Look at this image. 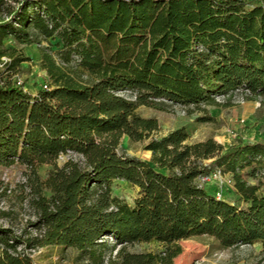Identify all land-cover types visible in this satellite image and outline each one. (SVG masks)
<instances>
[{"label": "trees", "instance_id": "obj_1", "mask_svg": "<svg viewBox=\"0 0 264 264\" xmlns=\"http://www.w3.org/2000/svg\"><path fill=\"white\" fill-rule=\"evenodd\" d=\"M40 38L60 48L43 53L50 89L33 94L18 84L29 58L6 42ZM239 87L264 96L262 0H0V164L19 161L37 181L38 166L52 164L35 188L39 235L26 245L73 248L84 264L171 261L182 239L202 234L264 247V141L189 142L184 126L155 137L158 119L137 112L166 99L208 121L214 95ZM124 135L149 139L151 159L122 152ZM217 167L243 204L199 184ZM115 179L139 188L134 204L113 196ZM6 235L0 264H34ZM150 241L163 250L129 249Z\"/></svg>", "mask_w": 264, "mask_h": 264}, {"label": "rangeland", "instance_id": "obj_2", "mask_svg": "<svg viewBox=\"0 0 264 264\" xmlns=\"http://www.w3.org/2000/svg\"><path fill=\"white\" fill-rule=\"evenodd\" d=\"M57 42V38L49 40L40 38L38 42L32 44L6 42L8 45H15L19 52L29 58L23 61L18 69V79L25 90L37 93L44 88L48 74L42 66L43 53L47 52V49L51 53L58 50L60 46ZM122 94L131 95L129 91ZM219 95L215 97L218 104L205 105L207 114L212 117L208 121L199 120L204 113L200 110H191L193 106L190 109L186 105L166 99H161L166 103L163 109L140 105L137 112L144 117L158 119L161 128L154 133L155 137H161L171 130L184 126L190 134L189 142L214 138L229 146L239 139L264 141V96L253 98L240 87ZM148 140L134 141L128 135H124L120 143L121 151L149 161L152 152L145 149ZM67 158L68 156L63 155L59 158L58 164L63 165ZM51 168L52 164L49 163L39 165L37 170L40 181H37L33 176L32 179L29 178V168L19 161L0 164V252L5 248L3 240L7 237L6 232H10L21 241L18 250L30 255L34 264H84L85 262L78 259L77 250L73 248L59 245H26L31 238L39 235L34 223L40 217L37 203L40 194L35 192V188L47 178ZM203 187L213 194L220 190L226 199L243 204L235 192L231 173L224 176L223 183L218 185L216 182H210L203 184ZM111 189L113 196L130 204H134L139 195V188L124 179H115ZM50 194L51 191L43 186L41 196L49 197ZM180 243L183 247L180 255L171 261H157L156 264H264V247L261 243L223 247L215 237L208 234L192 235L182 239ZM163 248L160 242L150 241L134 244L129 249L133 252H160Z\"/></svg>", "mask_w": 264, "mask_h": 264}, {"label": "built area", "instance_id": "obj_3", "mask_svg": "<svg viewBox=\"0 0 264 264\" xmlns=\"http://www.w3.org/2000/svg\"><path fill=\"white\" fill-rule=\"evenodd\" d=\"M49 80H47L45 83H44V88L45 89H50V86H49ZM18 84H22L21 81L18 79ZM241 90H244V91H247L250 93V90L249 89H245L243 87H240ZM220 96L219 94H216L214 95V97H218ZM215 98V99H216ZM64 154H62L60 157H62ZM75 156L74 152H71L69 151L67 154L64 155L65 156ZM228 172H224L222 168L220 167H217L215 168L210 174H207V175H203V176H200L199 179H198V182L200 185L203 186V184H207V183H210V182H216L218 185L219 183H223V178L224 176L227 174ZM216 196L217 198H222V199H226L224 197V195L222 194V192L220 190H218L216 192Z\"/></svg>", "mask_w": 264, "mask_h": 264}, {"label": "crops", "instance_id": "obj_4", "mask_svg": "<svg viewBox=\"0 0 264 264\" xmlns=\"http://www.w3.org/2000/svg\"><path fill=\"white\" fill-rule=\"evenodd\" d=\"M33 94H36V92L35 93L33 92Z\"/></svg>", "mask_w": 264, "mask_h": 264}]
</instances>
